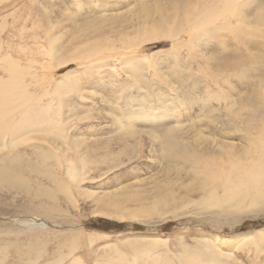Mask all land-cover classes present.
I'll use <instances>...</instances> for the list:
<instances>
[{"label": "rangeland", "instance_id": "374dc122", "mask_svg": "<svg viewBox=\"0 0 264 264\" xmlns=\"http://www.w3.org/2000/svg\"><path fill=\"white\" fill-rule=\"evenodd\" d=\"M213 1L0 0V59L37 78L36 96L52 90L55 123L5 166L23 191L0 189V264H264V245L240 242L264 237V210L205 203L261 113L264 0L189 45ZM30 220L47 227L16 224Z\"/></svg>", "mask_w": 264, "mask_h": 264}, {"label": "bare ground", "instance_id": "6f19581e", "mask_svg": "<svg viewBox=\"0 0 264 264\" xmlns=\"http://www.w3.org/2000/svg\"><path fill=\"white\" fill-rule=\"evenodd\" d=\"M249 1L214 0L210 9L197 11L196 17L200 16L201 18H198L195 23L191 22L187 31H185L190 38L189 45H192L193 41L198 38L206 36L208 30H211L213 27L215 28L219 21H228L223 24V27L232 24L229 22V19H234L235 22H238L242 13L240 4ZM176 30L172 34L168 33L169 39L174 40L177 38L176 35L179 32ZM159 32L157 31V33L161 34V31ZM158 35L156 31L151 30L147 33L146 37H149L151 41H157ZM0 61L7 63V66L1 67L4 77L0 74V189L10 188L22 192L23 189L20 186L14 182H9L15 179L18 172H11L5 166L17 161L20 147L25 146L29 149H36L35 143L44 144V141H38V138H42L39 135H42L44 139L46 136L53 134L51 129L55 123L44 114L46 113L44 108L48 106L43 102V98H46L47 103H50L47 98L52 95V90L46 89L44 94L41 95L42 97L36 96L32 93L33 91H30V88H32L30 85L33 82L37 83L36 77L31 78L30 83H27L23 73H27L28 70L24 69L21 71L18 68L19 61L14 62L11 57L2 58ZM59 86L57 87L56 85V89L61 88V91H63L64 84L61 81H59ZM149 109L151 108H145V110ZM260 109L261 113L257 117L251 115L250 120L243 127H240V133L242 134L240 135V161H236L235 159V161L229 164V176L224 177L222 175V178L225 180L222 183V195L218 196L214 192H209L211 189L202 184L204 190L210 189L208 197L205 199L206 205L215 207L216 209L229 208L232 211H247L258 206H260V210H264V99L260 104ZM147 115L153 117V114L148 113ZM43 119L45 122L41 123ZM194 140L202 142L206 138L201 135H195ZM70 167L69 169H71ZM83 167V164L80 162L79 168L82 170ZM80 177L78 169L74 175L68 176L70 180L79 179ZM197 177L199 180L206 181L210 179L211 175L207 172L204 176ZM226 184L227 186H225ZM41 195L47 201L49 200L48 195ZM31 221L16 224L28 226L32 229L37 227L40 230L47 227L43 222L36 223L33 221L31 223ZM251 234H244L240 237V242L244 243V246L253 244L255 250L259 251V246L264 245V237L260 235L254 241ZM204 241L202 243L206 245L205 247L203 245V247L208 248L209 240L208 242ZM214 244L212 245L211 243V247H215ZM211 260H214V258Z\"/></svg>", "mask_w": 264, "mask_h": 264}, {"label": "trees", "instance_id": "16d2710c", "mask_svg": "<svg viewBox=\"0 0 264 264\" xmlns=\"http://www.w3.org/2000/svg\"><path fill=\"white\" fill-rule=\"evenodd\" d=\"M97 224H98V226H100V225H103L104 224V221L102 220V219H98L97 220ZM107 225H110V226H112V227H116V225L115 224H113V223H106ZM97 226V227H98Z\"/></svg>", "mask_w": 264, "mask_h": 264}]
</instances>
